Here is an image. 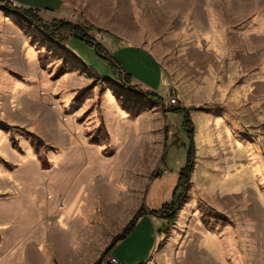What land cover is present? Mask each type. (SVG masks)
<instances>
[{
    "label": "rangeland",
    "instance_id": "374dc122",
    "mask_svg": "<svg viewBox=\"0 0 264 264\" xmlns=\"http://www.w3.org/2000/svg\"><path fill=\"white\" fill-rule=\"evenodd\" d=\"M66 1L54 16L52 9L0 0V130L7 144L48 167L75 144L98 143L111 155L110 122L117 118L110 110L121 107L134 116L149 105L143 93L123 84L125 74H116L106 55L57 28L77 25L120 64L132 86L161 96L152 100L166 117L158 159L109 179L141 186L146 210L149 186L182 164L179 181L191 149L180 117H167L171 108L189 106L192 119L195 110L212 106L232 125L233 142H216L208 151L205 144L198 149L193 123V167L175 219L160 218L159 226L149 215L147 225L120 246L117 241L101 264H110L111 256L122 264H264V0ZM7 2L35 12L41 25L58 30L60 42L7 10ZM127 146L121 145L115 171L132 166Z\"/></svg>",
    "mask_w": 264,
    "mask_h": 264
},
{
    "label": "crops",
    "instance_id": "0c3cea01",
    "mask_svg": "<svg viewBox=\"0 0 264 264\" xmlns=\"http://www.w3.org/2000/svg\"><path fill=\"white\" fill-rule=\"evenodd\" d=\"M15 1L25 8L55 10L49 13L54 16L67 3L66 0ZM132 81L136 84L135 79ZM142 97L150 107L147 104L139 114L127 116L126 109L121 107L110 110L117 118L116 124L110 119L112 141L116 144L111 155H105L103 145L98 143L75 144L53 156L51 167L42 166L30 152L14 150L0 130V264H94L113 235L121 231L143 203L141 186L111 185V175L134 173L133 167L139 169L142 160L156 161L157 152L163 147L158 144L167 138L166 117L159 111V104L145 95ZM174 116L180 117L183 127L181 113L167 114L169 118ZM192 117L198 149H204L205 144L209 151L216 142H233L232 125H225L212 106L195 110ZM125 143L132 166L130 169L121 166L120 170H125L115 171L113 164L123 157L121 145ZM164 165L168 167L166 160ZM176 165L147 189L144 202L149 210L171 200L182 164ZM149 215L159 226L163 223L162 219L145 213L122 243L138 227L147 225Z\"/></svg>",
    "mask_w": 264,
    "mask_h": 264
},
{
    "label": "trees",
    "instance_id": "16d2710c",
    "mask_svg": "<svg viewBox=\"0 0 264 264\" xmlns=\"http://www.w3.org/2000/svg\"><path fill=\"white\" fill-rule=\"evenodd\" d=\"M6 9L11 11L12 13H15L16 15L20 16L23 19H26L27 21L36 24L46 35L49 36L50 39H52L53 41H55L56 43L60 42V34H58V30L54 31L49 29L46 26H43L40 24V20L38 15L28 9L25 8H18L15 7L13 4H11L10 2L6 3ZM58 29H65L67 31H71V33L75 34V37L87 40L92 46L95 47L96 51L98 54H104L107 56V58L111 61L113 67H114V71L116 74L121 75L122 73L125 74L124 78H123V84L128 86L129 88H131L132 90L138 91L140 93H143V95L147 96L148 98H150L153 101L159 102L161 100V96L158 95L155 92L152 91H141L137 86H132L131 85V77L124 72L123 68L120 66L119 63H117V61L112 58L111 56H109L108 52L106 51V49L97 41L91 39L89 36H87L86 33H83L81 31V29L77 26V25H72L71 23L68 22H60L57 23ZM173 112H177V113H182L184 115V126L187 130V135L189 137V139L191 140V149L188 152V156H187V162L185 163V165L182 167L181 171H180V177H179V181L177 184V187L174 190L173 193V197L171 202L169 203H165L161 208L159 209H153V210H146L145 206H141L133 215V217L131 218V220L126 224V226L123 228V230L115 235L112 239L111 244L104 250L103 254H102V258L98 259L94 264H101L103 261L104 256H106L109 251L111 250V248L115 245V243L119 240H122L123 238H125L128 233L132 230V228L134 227V225L136 224V222L138 221V219L144 215L145 213H149L153 216L159 217V218H163L168 220L169 224L172 223V221L175 219V213H173L174 211H176V209H178L182 203L185 200L186 194H187V190H188V186H189V181H190V174L192 172V162H193V121L191 119L190 113L188 110H186L185 108L182 107H175V108H171L170 109Z\"/></svg>",
    "mask_w": 264,
    "mask_h": 264
},
{
    "label": "built area",
    "instance_id": "2783aa9c",
    "mask_svg": "<svg viewBox=\"0 0 264 264\" xmlns=\"http://www.w3.org/2000/svg\"><path fill=\"white\" fill-rule=\"evenodd\" d=\"M176 102V100L173 98V99H171L170 100V104L171 103H175ZM166 105H169V104H167V102H166ZM110 262V264H122L116 257H114V256H111V258H110V260H109Z\"/></svg>",
    "mask_w": 264,
    "mask_h": 264
}]
</instances>
